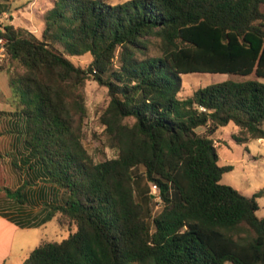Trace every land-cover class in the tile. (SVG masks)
Returning <instances> with one entry per match:
<instances>
[{"label":"trees","instance_id":"trees-1","mask_svg":"<svg viewBox=\"0 0 264 264\" xmlns=\"http://www.w3.org/2000/svg\"><path fill=\"white\" fill-rule=\"evenodd\" d=\"M50 2L40 37L5 27L12 110L0 126L12 125L0 131L10 142L0 214L75 231L24 264H264V190L247 197L221 183L233 166L219 165L214 139L230 123L237 145L264 139V0ZM84 55L86 68L71 61ZM195 73L243 79L177 98L180 76ZM91 78L107 90L99 122L117 152L99 162L83 145ZM138 178L157 186L158 213L137 201Z\"/></svg>","mask_w":264,"mask_h":264},{"label":"rangeland","instance_id":"rangeland-1","mask_svg":"<svg viewBox=\"0 0 264 264\" xmlns=\"http://www.w3.org/2000/svg\"><path fill=\"white\" fill-rule=\"evenodd\" d=\"M114 3H120L126 0H107ZM0 5L3 6L4 13L0 14V18L6 25L21 27L29 30L37 37L41 36V17L43 13L51 7L50 0H0ZM158 41L150 39L149 54L151 56L159 55L157 49ZM90 56L71 58V61L83 68H86L90 63ZM8 78L4 70L0 71V79ZM238 76L227 74H186L180 76L181 89L177 94V98L184 99L190 97L197 89L210 84L223 82L226 80H242ZM9 88V86H8ZM10 90V88H9ZM11 95V91H10ZM87 117L84 122V138L83 145L87 152L92 156L95 162L114 158L117 152L105 146L103 137V126L99 122L101 109L108 104L107 90L98 85L92 78L87 81L85 87ZM9 97H6L4 91L0 90V109L9 112L12 109L9 106ZM12 120V119H11ZM132 120L130 119L129 122ZM12 125L10 122L1 124V128L7 129ZM239 129L232 123L220 128L214 135L215 145L218 154L221 157L220 166L231 165L233 170L226 172L221 179V183L232 187L241 194L247 197L253 196L258 191L264 190V144L258 141H251L247 146H237L233 140V135L237 134ZM203 132V129H199ZM9 137L0 138V148L3 150L8 148ZM231 160V161H227ZM4 172L3 182L5 185L14 186L16 182L12 176H7L8 167L6 164L1 165ZM139 171H142L140 168ZM151 184L145 178H138L135 182V197L138 202L143 204L145 210L149 207L152 214L160 211L162 203L160 200L152 197ZM259 209L256 215L259 218H264V195L257 199ZM7 204L3 205L0 200V213L6 212ZM8 212V211H7ZM0 217L7 220L3 216ZM16 220L21 221L20 218ZM9 221V220H7ZM11 222V221H9ZM13 223V222H11ZM14 224V223H13ZM16 225V224H15ZM75 229L68 225L59 226L55 219L42 225L41 227L21 228L13 239V264H23V259L18 258L16 254L20 249L25 250L28 254L31 250L44 242L60 241L73 233ZM25 238L26 244L21 241ZM27 256V255H23Z\"/></svg>","mask_w":264,"mask_h":264},{"label":"crops","instance_id":"crops-1","mask_svg":"<svg viewBox=\"0 0 264 264\" xmlns=\"http://www.w3.org/2000/svg\"><path fill=\"white\" fill-rule=\"evenodd\" d=\"M105 1L109 4H117V3L110 2L107 0H105ZM120 3H122V2H120ZM42 29H43V22L41 20L40 32L42 31ZM0 90L5 92L6 97L10 96V90L8 88L7 76H6V78L1 77V79H0ZM6 109H0V111L6 110ZM258 142L261 144H264V139L258 140ZM237 146L241 147L242 145H237ZM246 146L247 145H245V147ZM218 156H219V154H218ZM220 159H221V157L219 156V161H220ZM227 161H231V160H227ZM20 229L21 228L18 227L17 225H15V224H13V223H11V222L0 217V264H13L11 261L13 255H14V253H13V239L15 237V234ZM21 241H23V243L26 244L25 238H22ZM30 252H28V254H26L27 252H25V250L20 249L18 251V253L16 254V256L18 258L22 257L23 264H24V260L27 258V256L29 255ZM23 255H27V256L25 257Z\"/></svg>","mask_w":264,"mask_h":264},{"label":"built area","instance_id":"built-area-1","mask_svg":"<svg viewBox=\"0 0 264 264\" xmlns=\"http://www.w3.org/2000/svg\"><path fill=\"white\" fill-rule=\"evenodd\" d=\"M6 26L7 25L4 24L2 19L0 18V71L2 70V67L4 66V64L8 59V50H7L8 41L4 36ZM150 188H151L152 197L156 198L157 200H160L159 190L157 186L151 184Z\"/></svg>","mask_w":264,"mask_h":264}]
</instances>
